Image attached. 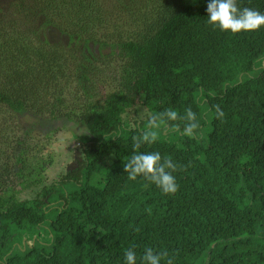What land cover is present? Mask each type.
<instances>
[{"label":"trees","instance_id":"1","mask_svg":"<svg viewBox=\"0 0 264 264\" xmlns=\"http://www.w3.org/2000/svg\"><path fill=\"white\" fill-rule=\"evenodd\" d=\"M207 2L0 6V108L78 116L87 129L76 165L41 196H0V264H123L130 247L138 257L145 247L166 250L175 264H264V28L234 35L214 29ZM238 3L264 12V0ZM32 19L58 22L70 39L92 42L97 57L34 40L24 28ZM129 25L124 35L114 32ZM100 66L116 79L102 101L84 83ZM217 104L225 112L220 121ZM139 106L145 118L124 119ZM189 107L201 124L197 138L168 126L139 149L177 163L178 192L165 196L143 178L128 180L123 165L150 114L172 108L183 117ZM9 157H0V194L13 186Z\"/></svg>","mask_w":264,"mask_h":264},{"label":"rangeland","instance_id":"2","mask_svg":"<svg viewBox=\"0 0 264 264\" xmlns=\"http://www.w3.org/2000/svg\"><path fill=\"white\" fill-rule=\"evenodd\" d=\"M11 1L0 0V6L7 7ZM42 21L32 19L24 27L30 31L34 40L42 42L46 39L48 44L45 46H55L54 49L69 56L77 57L79 51H83L87 57L90 55L97 57L98 50L92 42L85 43L81 38L70 39L58 22L49 26L46 19ZM134 27L124 26L122 29H115L114 32L124 35ZM82 59L85 62L81 61L87 65L86 59ZM92 73L95 74L93 76L90 74V79L84 83L88 86L87 90L94 94L92 98L102 101L106 94L113 90L116 79L111 74L112 70L103 69L101 66L94 68ZM75 82L69 87L79 88ZM5 108H0V121L6 117L9 123L2 125L3 120L0 124V157L10 156L7 160H10L8 163L12 166L14 174L9 175L13 182L12 188L0 196L2 199L11 196V200L41 196L44 186H48L59 177L65 168H73L76 165L80 158L81 145L87 137L85 124L78 116L51 119L47 113H40L32 108L19 112L12 111L6 106ZM147 115L146 109L139 106L138 109L126 110L123 117L133 121L143 119ZM169 137L175 138L172 134ZM24 240L22 239V244Z\"/></svg>","mask_w":264,"mask_h":264},{"label":"clouds","instance_id":"3","mask_svg":"<svg viewBox=\"0 0 264 264\" xmlns=\"http://www.w3.org/2000/svg\"><path fill=\"white\" fill-rule=\"evenodd\" d=\"M206 23L221 32L239 34L255 32L264 28V12L251 7H242L238 0H208L206 5ZM225 117V112L220 105L214 106L213 118L220 121ZM183 120L179 124L171 122ZM134 126V125H133ZM172 126L183 136L197 138L201 124L197 114L189 107L183 117L177 110L169 108L161 112L150 114L148 128L140 135L133 137V154L123 165L124 172L130 181L143 178L150 185H154L162 195H174L179 190L177 176V163L168 157H163L159 151H139L141 146L158 142L162 129ZM123 264H175V257L166 250H157L145 247L139 254L135 247L126 249L123 253Z\"/></svg>","mask_w":264,"mask_h":264}]
</instances>
